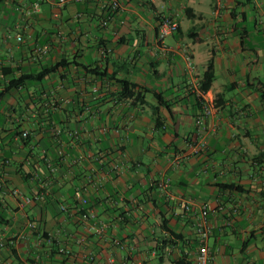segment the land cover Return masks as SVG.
<instances>
[{
	"label": "crops",
	"instance_id": "crops-1",
	"mask_svg": "<svg viewBox=\"0 0 264 264\" xmlns=\"http://www.w3.org/2000/svg\"><path fill=\"white\" fill-rule=\"evenodd\" d=\"M263 22L264 0H0V264H198L203 205L208 264H264Z\"/></svg>",
	"mask_w": 264,
	"mask_h": 264
},
{
	"label": "built area",
	"instance_id": "built-area-1",
	"mask_svg": "<svg viewBox=\"0 0 264 264\" xmlns=\"http://www.w3.org/2000/svg\"><path fill=\"white\" fill-rule=\"evenodd\" d=\"M68 0H58V2L60 4L65 3ZM118 1H116V5H118L117 3ZM40 3L39 1H37L35 3V7L39 8ZM109 23V18L103 20L102 24L103 25H107ZM178 22L175 18L171 17L170 15L164 14L161 15L158 19V29H159V38L160 40H164L167 36H169L170 34L174 33L175 31H177L178 29ZM263 28H264V22H263ZM17 39L18 40H22L23 36L21 34L17 35ZM49 50L48 46L45 45L42 48V51L44 53H46ZM187 62L190 68L193 67V61L191 59V57H187ZM199 96H200V100L202 103V107H203V112L202 115L200 117V119H198L197 122L202 123L203 120L205 118H207L212 110H213V100L211 98H209L205 92L199 90ZM28 135V131H24L23 132V136H27ZM168 182V179L166 180V183ZM15 194H20L18 190L14 191ZM22 201L21 204L22 205H27V204H31L32 203V197L30 196H25L22 195ZM88 202L87 198H83L82 200V210H81V218L84 221H89L91 218L90 217H94V214L88 210H85V204ZM65 206L62 207L63 210H65ZM200 212H201V217L198 223V235H199V239L201 241V246L199 247V251L197 254V262L198 264H208L210 258H211V251L209 248V245L207 244V240L210 236V232H211V226L209 224L208 221V208L203 205L200 208ZM63 251L69 253L70 250L67 249H63Z\"/></svg>",
	"mask_w": 264,
	"mask_h": 264
},
{
	"label": "trees",
	"instance_id": "trees-1",
	"mask_svg": "<svg viewBox=\"0 0 264 264\" xmlns=\"http://www.w3.org/2000/svg\"><path fill=\"white\" fill-rule=\"evenodd\" d=\"M214 75H215L214 74V65H213V62L211 60L208 64V68H207L206 73H205V78H204V83H206L205 85H208L209 83L212 82ZM262 88H263V96H264V85H262ZM172 264H188V261L186 259V256L182 255L179 259H177L176 261H173Z\"/></svg>",
	"mask_w": 264,
	"mask_h": 264
}]
</instances>
